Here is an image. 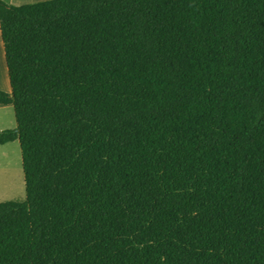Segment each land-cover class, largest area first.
Masks as SVG:
<instances>
[{
	"label": "trees",
	"instance_id": "1",
	"mask_svg": "<svg viewBox=\"0 0 264 264\" xmlns=\"http://www.w3.org/2000/svg\"><path fill=\"white\" fill-rule=\"evenodd\" d=\"M0 37V264H264V0H0Z\"/></svg>",
	"mask_w": 264,
	"mask_h": 264
},
{
	"label": "crops",
	"instance_id": "2",
	"mask_svg": "<svg viewBox=\"0 0 264 264\" xmlns=\"http://www.w3.org/2000/svg\"><path fill=\"white\" fill-rule=\"evenodd\" d=\"M2 1L6 4H14L13 2H15V0ZM1 65L4 67H1ZM0 91L11 93L1 37ZM16 128L17 121L14 107L0 106V132H10ZM22 170V156L19 141L0 145V204L10 202L24 203L26 201V188Z\"/></svg>",
	"mask_w": 264,
	"mask_h": 264
},
{
	"label": "rangeland",
	"instance_id": "3",
	"mask_svg": "<svg viewBox=\"0 0 264 264\" xmlns=\"http://www.w3.org/2000/svg\"><path fill=\"white\" fill-rule=\"evenodd\" d=\"M47 1H52V0H15V2H13L14 4H9L8 5H14V6H22V5H32V4H36V3H41V2H47ZM1 67H4L3 65H1ZM23 171V170H22Z\"/></svg>",
	"mask_w": 264,
	"mask_h": 264
}]
</instances>
